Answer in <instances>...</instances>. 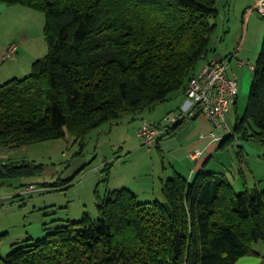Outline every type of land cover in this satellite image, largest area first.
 <instances>
[{"label":"trees","instance_id":"1","mask_svg":"<svg viewBox=\"0 0 264 264\" xmlns=\"http://www.w3.org/2000/svg\"><path fill=\"white\" fill-rule=\"evenodd\" d=\"M0 3L41 12L47 43L30 74L0 84L2 147L66 132L83 145L103 124L184 94L198 63L214 51L217 0ZM183 121L160 132L169 134ZM251 124L257 129L251 131ZM235 136L264 143V35L244 112L219 149ZM42 172L41 163L0 162V185ZM161 192L162 201L144 203L126 187L95 192L96 218L84 213L77 221L46 227L41 238L0 255V264H234L256 253L255 243H264V187L237 193L224 174L201 168L190 179L175 173Z\"/></svg>","mask_w":264,"mask_h":264},{"label":"rangeland","instance_id":"2","mask_svg":"<svg viewBox=\"0 0 264 264\" xmlns=\"http://www.w3.org/2000/svg\"><path fill=\"white\" fill-rule=\"evenodd\" d=\"M258 1L217 0V27L211 40V47L215 50L210 56L230 59L228 74L237 80V102L226 116V123L232 131L236 118L244 112L252 78V69L247 64L239 65L238 61L254 65L264 35V18L253 9ZM17 7L20 10L3 22V34L7 35L8 31L9 35L18 36L14 44L26 36L28 38L23 43L19 42L15 60L0 57V70L11 67L15 77L22 78L25 76L23 69L27 75L30 74L29 68L23 65L29 61L32 65L34 60L42 58L47 53V43L43 36V14L25 6ZM16 29L21 32L17 33ZM205 61L198 63L197 71ZM7 78L6 81L14 76ZM147 113L144 112L145 120L154 122L152 118L155 117L146 116ZM136 126V121L105 123L91 131L83 145L66 132L64 137L57 139L21 146H0V162L28 161L43 165L39 176L6 179L0 185V234L6 232L0 238V255L5 257L18 245L10 247L8 240H14L25 232L53 228L67 220L77 221L84 213L96 218L95 192L102 195L106 190L120 188L129 184L130 175L146 172L152 162L157 166L160 156L156 147L148 152L145 145H140L141 140L135 134ZM256 129L251 124L250 130ZM215 161L218 164L223 162L221 166L228 168L224 174L235 192L255 185L264 187L263 142L251 137L237 139L235 136L233 142L217 154ZM26 184L30 185L29 191H25ZM54 184L58 186L54 187ZM159 197L162 201L163 196Z\"/></svg>","mask_w":264,"mask_h":264},{"label":"crops","instance_id":"3","mask_svg":"<svg viewBox=\"0 0 264 264\" xmlns=\"http://www.w3.org/2000/svg\"><path fill=\"white\" fill-rule=\"evenodd\" d=\"M17 6L18 5L6 6L0 3V57L6 51L8 46L13 43V41H16V38L18 37L16 35H9L6 30L7 35L3 34L2 27L3 22L7 20V18H10L14 13L20 10ZM16 21L17 20H15V22ZM16 31L17 33L21 32L18 29H16ZM27 38L28 36L21 40L25 42V39ZM22 41H17L15 55L9 59H16V54L20 47L19 42ZM213 48L215 50V47ZM229 60L230 59H228V61ZM23 67L31 70V62L29 61L25 63ZM23 71V75L26 76L27 71L24 69ZM13 72L14 71L11 67L0 70V84L6 81V79H8L7 77H15ZM10 73H13V75H9ZM179 95V93L172 95L169 99L163 101L167 102L170 100L164 105L158 106V104L162 103L159 102L152 107L145 109L148 112L146 116H154L155 118H152V120H154V122H158L163 115L179 109L185 101L184 94H182V97H179ZM146 111L143 110L134 115L125 114L118 120H122L123 123H135L136 121L137 128L135 130V134L136 137L139 138L137 131L140 127L141 121L145 119L144 112ZM210 129L211 125L208 118L202 113H198L193 117L184 119L181 125L171 133L165 134L164 132H160L156 146L158 155L160 156L158 165L156 166L155 163L152 162L146 172H142L141 174H137V172L133 176L130 175L129 184L122 187H126L132 191L140 202H152L155 199L161 201L159 195H162V183L167 178L172 177L175 173H179L186 179H190L193 173L201 168H206L207 170L224 174L228 171V168L226 166H221L223 165V162L218 164L215 161V158L221 149L218 147L219 142L211 140L208 134ZM140 145H142V143H140ZM137 149H139V147ZM196 149L201 150L202 153L199 157L193 159L189 156V153ZM241 161L242 160H240V163ZM240 167L241 166H239V168ZM232 176L235 177L233 174ZM44 234L45 228H40L39 230L25 232L22 236L14 240H8V242L10 243V247H12L13 245L26 239L41 238ZM254 249L256 253L241 256L234 264H264V245L257 242L254 244Z\"/></svg>","mask_w":264,"mask_h":264},{"label":"built area","instance_id":"4","mask_svg":"<svg viewBox=\"0 0 264 264\" xmlns=\"http://www.w3.org/2000/svg\"><path fill=\"white\" fill-rule=\"evenodd\" d=\"M253 9L264 17V0H259ZM15 51L16 44L11 43L1 55V59L14 57ZM238 64H247L252 70L254 68L253 64L242 60H239ZM184 96L185 101L179 109L166 114L158 125L145 119L141 122L137 134L148 152L156 147L160 131L198 113L208 118L211 125L208 134L212 141L219 142L233 134L226 123V116L236 104L238 86L236 79L228 74V60L222 57H208L188 82ZM201 153V150L196 149L190 152L189 156L196 159ZM29 190V186L25 188V191Z\"/></svg>","mask_w":264,"mask_h":264}]
</instances>
